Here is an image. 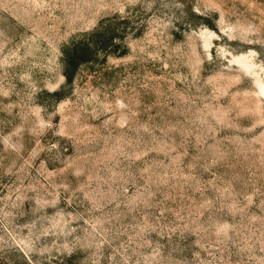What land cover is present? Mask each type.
I'll use <instances>...</instances> for the list:
<instances>
[{
	"label": "rangeland",
	"instance_id": "rangeland-1",
	"mask_svg": "<svg viewBox=\"0 0 264 264\" xmlns=\"http://www.w3.org/2000/svg\"><path fill=\"white\" fill-rule=\"evenodd\" d=\"M0 264H264V0H0Z\"/></svg>",
	"mask_w": 264,
	"mask_h": 264
}]
</instances>
